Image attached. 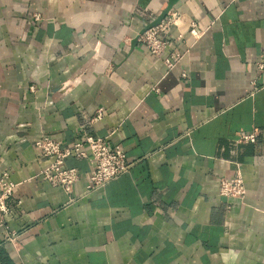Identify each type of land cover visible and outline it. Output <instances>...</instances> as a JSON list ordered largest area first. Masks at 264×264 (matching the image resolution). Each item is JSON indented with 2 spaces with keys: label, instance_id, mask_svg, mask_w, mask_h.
Segmentation results:
<instances>
[{
  "label": "crops",
  "instance_id": "crops-1",
  "mask_svg": "<svg viewBox=\"0 0 264 264\" xmlns=\"http://www.w3.org/2000/svg\"><path fill=\"white\" fill-rule=\"evenodd\" d=\"M168 2L0 0V264H264V0H179L202 35L170 27L157 58L136 35ZM43 134L107 137L134 163L85 195L95 162L70 156L68 194L40 175ZM238 172L245 197L221 195Z\"/></svg>",
  "mask_w": 264,
  "mask_h": 264
},
{
  "label": "built area",
  "instance_id": "built-area-1",
  "mask_svg": "<svg viewBox=\"0 0 264 264\" xmlns=\"http://www.w3.org/2000/svg\"><path fill=\"white\" fill-rule=\"evenodd\" d=\"M172 10L160 24L136 35V40L144 44L151 55L157 58H161L170 45L171 41L166 36L170 27L187 30L195 39L202 35L199 25L194 19L182 16L178 12H172ZM33 16L37 21L42 19L40 13H35ZM156 18L153 16L149 23ZM180 37L183 38V35L180 34ZM182 58L181 53L172 52L163 57V62L168 69H173ZM261 67L263 68V65ZM30 91H36V86L31 85ZM103 115L104 110L99 109L91 121H99ZM241 140L255 142L256 135L255 133L245 134ZM35 145L43 157L52 158L51 163L41 171L40 175L52 186L61 187L68 194L73 193V187L80 178L76 168L65 165L66 159L70 156L92 158L95 162L94 170L88 176L85 195L101 190L108 182L128 171L134 163L128 159L125 149L121 145L110 146L107 137L84 135L80 141L63 146L50 135L43 134L35 141ZM85 146L88 147V150L84 149ZM15 187L16 184L11 180V171L0 169V227L6 229H9L6 217L13 212L11 200ZM219 191L221 195L228 198H244L247 189L243 176L238 172L233 178L221 177ZM7 240L14 242L16 235L12 233L7 237Z\"/></svg>",
  "mask_w": 264,
  "mask_h": 264
},
{
  "label": "water",
  "instance_id": "water-1",
  "mask_svg": "<svg viewBox=\"0 0 264 264\" xmlns=\"http://www.w3.org/2000/svg\"><path fill=\"white\" fill-rule=\"evenodd\" d=\"M179 0H169L167 7L164 9V11L151 23H149L141 32L143 33L145 30L157 26L161 23V21L168 15L169 11L173 9V7L177 4Z\"/></svg>",
  "mask_w": 264,
  "mask_h": 264
}]
</instances>
